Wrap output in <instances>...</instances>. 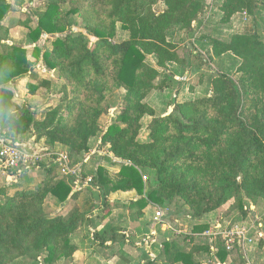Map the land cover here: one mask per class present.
<instances>
[{"label":"trees","instance_id":"obj_1","mask_svg":"<svg viewBox=\"0 0 264 264\" xmlns=\"http://www.w3.org/2000/svg\"><path fill=\"white\" fill-rule=\"evenodd\" d=\"M215 2L217 22L223 26L236 14L257 19L256 14L264 12V0ZM157 3L164 6L158 14L151 10ZM10 9L7 0H0V132L31 135L51 149L61 145L75 162L89 152L100 133L99 119L123 90L118 123L107 127L99 139L121 161L118 172L111 177L98 167L90 185L103 207L107 208L111 194L134 191L139 198L127 207L134 221L148 204L163 207L178 200L188 208L185 218L198 235L208 229L201 219L229 202L243 216L246 202L264 203V44L257 33H234L227 41L201 35L198 38L209 43V59L191 53L189 58L196 61L192 63L177 55L169 38L175 31L194 38L206 14L205 0H44L33 11L35 27H30L31 19L22 25L28 29V44L33 45L31 56L36 61L41 58L65 83L61 103L36 119L29 106L14 105L7 87L31 70L27 50L9 45L8 28L1 24ZM75 18L80 20L78 30ZM118 29L127 33V39L115 41ZM42 35L53 38L43 52L35 45ZM221 57L239 61L236 79L220 71L201 73L209 61ZM169 65L193 69L204 94L182 104L172 98L171 109L156 115L145 100L167 86V77L157 85L154 82ZM29 88L34 94V87ZM146 116L152 120L146 140L140 141ZM42 166L39 163L36 169ZM48 169L36 187L28 188L33 181L25 179L27 187L15 189L12 195L0 190V264H56L77 251L71 238L82 223H90V217L75 208L66 215L45 213L47 196L61 204L79 194L70 196L71 185L57 179L53 163ZM146 172L150 176L144 180ZM121 229L92 231L91 237L101 246L121 242L127 233ZM195 239L184 235L182 243L147 242L150 258L141 264H204L212 255L221 264L227 257L229 264H247L237 246L226 251L220 239L212 245Z\"/></svg>","mask_w":264,"mask_h":264},{"label":"rangeland","instance_id":"obj_2","mask_svg":"<svg viewBox=\"0 0 264 264\" xmlns=\"http://www.w3.org/2000/svg\"><path fill=\"white\" fill-rule=\"evenodd\" d=\"M7 2L11 4V9L1 24L8 28L10 40L8 44L24 46L28 53V60L31 63L29 73L25 77L18 79L17 83L11 85L13 91L9 88L13 96L12 102L17 107L29 106L34 113V117L39 119L46 110L61 103L62 93L60 91L65 83L64 80H58L54 72L44 66L41 58L36 61L31 56L33 45L28 44V29L22 25L25 20L31 19L30 27H35L36 17L33 11L41 8L44 0H7ZM205 6L206 14L201 17L200 21H202V24L197 27L194 38L188 39L177 31L173 32L169 38V42L176 46V53L180 58L188 59L189 54L194 53L195 56L209 59L210 46L207 41L198 38L201 35L227 41L234 33L250 34L255 32L261 37L264 44V12H258L256 14L257 19H252V17L244 19L243 15L236 14L231 18L228 25L223 26L217 22L219 14L215 0H205ZM163 9L164 6L160 3L153 5L151 8L156 14L162 12ZM75 23V29L78 30L80 20L75 18ZM127 37V33L118 29L115 41L119 42L127 39ZM52 39L47 35H42L35 45L43 52L51 47ZM148 59L154 63L152 58ZM189 60L192 63H196L193 56ZM238 64L239 61L236 59L221 57L209 61L208 67L201 68V73L209 76L212 70L220 71L236 79L238 76L235 74V69ZM175 67L174 65H169L167 70L161 73L163 76H160L154 82L157 85L164 77H167V86L162 90H154L145 100L155 111L156 115L164 114L171 109L169 104L172 98H174L176 103L182 104L204 94V86L198 83L197 73L195 74L193 69L186 70V68L180 66L178 68ZM45 83H49V85L46 86ZM29 86L34 87V94L30 92ZM123 96V90H119L115 94L111 102L110 111L105 112L99 119L100 133L91 142L89 152L75 158V162L69 158L67 169L56 165L55 161L48 158L51 153L65 152V148L61 145H56L51 149L43 143V140L37 141L31 135L16 137L6 129L0 132V135L9 142L20 141L21 149L32 153H41L46 157L43 161L44 166L27 174L11 176L7 173H0V190L4 189L7 195H12L15 189L27 187L25 179L33 181L28 188L36 187L39 182L45 179L50 163H53L56 167L53 173L57 175V179H64L71 185L70 196L74 193L79 194H77L76 199L69 197L65 203L61 204L57 203V200L52 196H47L43 202L45 213L49 216L66 215L75 208L90 217V223H82L71 238L72 244L77 247L73 257L67 261L61 260L56 264H137V261L141 262L143 259L147 260L150 258V248L147 242L152 243L153 246H158L163 241L174 240L182 243L184 235H194L197 239L195 241L201 242L199 236L191 232V222H188L185 218L188 215V208L178 200L167 202L163 207L148 204L143 212L137 214L136 219L132 221L128 216L127 207L130 202L139 198L134 191L126 194L124 198L115 196L118 192L111 194L109 196V204L105 208L101 205L99 197H97V191H92L90 188L92 179L97 174L98 167L105 169L111 177L118 172V166L121 161L113 158L107 148L100 144L99 139L107 127L118 123L117 110ZM12 112L15 113L14 108ZM151 120L152 118L147 116L142 119V128L138 136L140 141L146 140L148 134L147 126ZM83 176L85 177L83 178ZM149 176L150 174L146 172L144 180ZM245 204L244 211H246V216H243L236 209L233 202H229L218 211L202 218L201 223L207 224L209 229L214 228L216 222L221 219L223 221L220 224L221 228L238 227L243 229L245 237L250 239V243L246 244L244 249L242 248L243 251L241 250L243 253L246 251L242 255L246 258L247 264H264V203L252 205L246 202ZM103 209L107 211L106 214ZM157 211H161V216L156 219ZM112 227H117L118 229L122 227L123 229L121 230L127 232L121 242L119 239L113 244L107 242L101 246L92 240V231L98 232ZM207 230L197 234L204 237V235H207ZM143 248L147 250V254Z\"/></svg>","mask_w":264,"mask_h":264},{"label":"built area","instance_id":"obj_3","mask_svg":"<svg viewBox=\"0 0 264 264\" xmlns=\"http://www.w3.org/2000/svg\"><path fill=\"white\" fill-rule=\"evenodd\" d=\"M241 15H243L244 19L247 18L245 13ZM44 158L46 157L43 154L32 153L21 149L20 145L13 144L0 135V173L5 174L8 171H14L21 175L27 174L36 169L39 163H43ZM48 158L55 161L56 165L67 169L66 166L69 163V156L66 152L51 153ZM160 212H156V219L161 216ZM220 224L221 222L217 221L214 228H209L206 233L207 235H204V237L209 238L211 241L220 239L226 251L233 250L234 246L239 247L241 251L246 244L250 243V239L245 237V231L243 229L238 227H227L224 229L220 227ZM245 252H242V254H245Z\"/></svg>","mask_w":264,"mask_h":264},{"label":"crops","instance_id":"obj_4","mask_svg":"<svg viewBox=\"0 0 264 264\" xmlns=\"http://www.w3.org/2000/svg\"><path fill=\"white\" fill-rule=\"evenodd\" d=\"M19 80H16V81H14V83H10V85H9V87L8 88H10L11 89V85H13V84H15V83H17ZM12 90V89H11ZM13 91V90H12ZM129 193H132V192H126V193H124V192H118L117 194H115V196H119L120 198H124V197H126V194H129ZM135 193V192H134ZM143 212V211H142ZM197 236H199V238H200V241L201 242H205V243H208V244H211L212 245V241L209 239V238H207V237H202L200 234H198ZM143 250H144V252L147 254V250H145L144 248H143ZM144 260V259H143ZM143 260L140 262H138L137 261V264H141L142 262H143ZM145 261V260H144ZM207 263L208 264H221L220 262H219V260L217 259V257H215L214 255H212V257H211V259L210 260H208L207 261ZM230 263V257H227V259H226V261H225V263L224 264H229ZM128 264H133V263H128ZM205 264V263H204Z\"/></svg>","mask_w":264,"mask_h":264}]
</instances>
